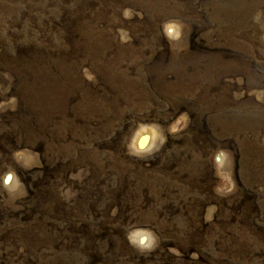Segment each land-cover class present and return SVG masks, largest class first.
<instances>
[{
    "label": "rangeland",
    "instance_id": "obj_1",
    "mask_svg": "<svg viewBox=\"0 0 264 264\" xmlns=\"http://www.w3.org/2000/svg\"><path fill=\"white\" fill-rule=\"evenodd\" d=\"M0 264H264V0H0Z\"/></svg>",
    "mask_w": 264,
    "mask_h": 264
},
{
    "label": "water",
    "instance_id": "obj_2",
    "mask_svg": "<svg viewBox=\"0 0 264 264\" xmlns=\"http://www.w3.org/2000/svg\"><path fill=\"white\" fill-rule=\"evenodd\" d=\"M143 142H144V141H142V142L140 141V142H139V145H140L139 147L142 148V149L146 148V147L143 146Z\"/></svg>",
    "mask_w": 264,
    "mask_h": 264
},
{
    "label": "bare ground",
    "instance_id": "obj_3",
    "mask_svg": "<svg viewBox=\"0 0 264 264\" xmlns=\"http://www.w3.org/2000/svg\"><path fill=\"white\" fill-rule=\"evenodd\" d=\"M142 235H143V233H139V235H137L138 236V238L141 240V237H142ZM149 238V237H148ZM139 239H137V240H139ZM142 241V240H141Z\"/></svg>",
    "mask_w": 264,
    "mask_h": 264
}]
</instances>
